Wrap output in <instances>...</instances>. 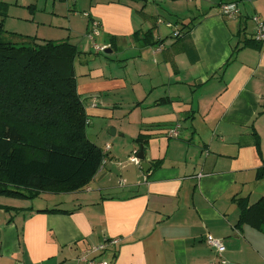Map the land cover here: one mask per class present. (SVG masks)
Instances as JSON below:
<instances>
[{"label":"crops","instance_id":"0c3cea01","mask_svg":"<svg viewBox=\"0 0 264 264\" xmlns=\"http://www.w3.org/2000/svg\"><path fill=\"white\" fill-rule=\"evenodd\" d=\"M71 1L73 15L83 11L81 29L60 26L59 38L15 32L16 43L33 37L75 44L82 66L75 74L78 94L84 101L96 97L88 114L114 117L122 106L109 95L126 96L146 83L133 84L135 73H121L113 61L153 57L155 74L141 69L137 76L160 74L159 64L163 80L146 96L137 93L142 87L136 91L126 121L115 116L129 140L123 131L116 143L98 144L110 145L108 160L85 187L46 206L0 195V264H86L84 249L114 237L119 241L96 256L107 264H264V232L235 226L234 198L252 204L264 196V178H256L264 160V40L258 49L241 46L253 38V17L264 20V0ZM220 3H235L238 14L220 15ZM93 20L99 30L90 39ZM186 23L189 32L174 37ZM101 53L105 60H96ZM99 98L106 100L102 106ZM174 127L177 136H168ZM139 133L147 135L146 173L128 159L139 150ZM156 160L160 165L153 167ZM41 208L66 212H37ZM207 235L222 240L221 254Z\"/></svg>","mask_w":264,"mask_h":264},{"label":"trees","instance_id":"16d2710c","mask_svg":"<svg viewBox=\"0 0 264 264\" xmlns=\"http://www.w3.org/2000/svg\"><path fill=\"white\" fill-rule=\"evenodd\" d=\"M1 14L0 195L32 199L40 194L80 190L99 171L102 160L107 162L109 150L104 151L86 134L90 115L84 98L78 94L74 71L80 51L68 41L46 39L38 43L32 37L24 44L3 40ZM188 24L175 29L177 34L173 36L187 34L191 27ZM241 46L258 49L260 41L244 38ZM146 141L147 135L139 133L135 139L138 149ZM160 161H154L153 167ZM256 178H264V160ZM234 198L239 210L235 226L249 225L264 232V196L252 204L245 197ZM45 211L66 212L37 209Z\"/></svg>","mask_w":264,"mask_h":264},{"label":"rangeland","instance_id":"374dc122","mask_svg":"<svg viewBox=\"0 0 264 264\" xmlns=\"http://www.w3.org/2000/svg\"><path fill=\"white\" fill-rule=\"evenodd\" d=\"M72 4L73 3L71 0H63V1L62 0H0V11L3 13L1 14V16H3L2 21H3V28H4V31L1 33V38L3 40L17 42L20 40V37L17 36V34L21 33V31L27 34H34V35H39V36L40 35L42 36V34L43 35L47 34L48 36L59 38L60 37L59 34H61L60 26L63 28V31H64L67 24L69 23H71V26L74 25L76 30H78L77 29L78 27L79 29H81L82 24H83V19H82L83 11L81 9H76L77 14L73 15L72 13L74 11L72 10L73 9ZM161 7H162V4H161ZM162 9L164 8L162 7ZM172 25L174 24L172 23ZM15 32H18V33H15ZM76 38L80 39L78 36ZM172 40H173L172 42H169L167 44L170 47L169 53H171V50L174 51L170 43H173L176 40L175 39H172ZM177 51L182 52L180 49V45L178 46ZM183 53L184 52H182V54ZM115 55L116 54L112 53L110 57H115ZM99 56L100 57H96V60H100V61L105 60L102 53ZM157 57L159 59V63L164 62L163 60L165 59L163 57H159V56ZM152 60H153V57H148L145 55L143 56V59H140L139 57H135L131 59L129 63L128 62L126 63L115 62V61L111 62V63H115L116 70L119 69L121 73H123L124 69L125 71H128L129 69V73L130 72L135 73V74H132L129 78L132 80L133 84L138 85V82L142 83L144 81L146 83L144 84L143 87L138 86L135 89V92L133 91L131 92L130 90L126 96H121L120 94L119 96L117 92H116L117 94L116 93L112 94V96L109 95L110 97L109 99L112 100L113 103L118 105L120 102L122 106L121 109L119 108L120 110L117 109L116 111H114V114H115L114 117L111 118V117L104 116V115H93L92 116L89 114L90 115L89 123L86 128V134L89 139L93 141L95 140L97 144H102L104 141H107L106 139H108L109 142L110 140L111 141L113 140V142L116 143V141L121 139L119 134L125 131L126 133H124L125 135L123 139L124 141L129 140V138L127 137L128 131L125 129L123 125H120V121L116 120L115 116H117V119L118 118L120 119L122 117L124 119L122 122L126 121L124 114H126L127 111L130 109V106H132L130 104H132V102L135 103L137 101L138 99L137 93H141V96L143 95L146 96L147 93L150 91L151 87H154L155 84H157L155 82H157L158 80H163V79H160L161 78L160 75L162 74V71L164 70V68H162L159 64H158L157 69L161 70L160 74L156 76L151 75L150 78L149 76H137V72H139L141 69L146 70L149 74L154 73V70H156L155 67L157 63H154ZM93 63L94 62H92L91 64ZM74 66H75V74L77 77H79L82 66L76 60L74 62ZM111 66L114 67V64H111ZM88 67H91V65H88ZM84 70H87V69L84 68ZM187 71L189 72V69H187ZM148 84H151V85H148ZM146 85H148V87H146ZM141 87L143 88V91L136 93V91H139ZM159 87L160 86H158L157 89L161 90V88ZM151 90H152L151 92L153 93L155 88H152ZM94 95H97V94H94ZM161 95H164V94H161ZM120 97H122V100L120 99ZM91 99L92 98L90 99L87 98L84 101L86 107L88 106V108L91 107L90 106ZM105 101L106 100L99 98L97 102H99V104H101L102 106ZM111 128L115 129L116 131L115 135L111 136L109 134V129ZM62 194H65V193L40 194L39 196L33 197L31 199V202H33L36 205L40 204V205L46 206L47 204H50L51 202H53L54 199L58 200L62 198Z\"/></svg>","mask_w":264,"mask_h":264},{"label":"built area","instance_id":"2783aa9c","mask_svg":"<svg viewBox=\"0 0 264 264\" xmlns=\"http://www.w3.org/2000/svg\"><path fill=\"white\" fill-rule=\"evenodd\" d=\"M220 15L228 17V18H234L237 14H238V7L236 6L235 3H222L219 7V11ZM253 21H254V35L253 38L256 41H262L264 40V20L260 19L257 16L253 17ZM168 26H170V23H167ZM98 27H99V22H97L96 20L92 21V29H90L87 33L88 38L93 39V37L95 35L98 34ZM177 31H173V35H176ZM94 49H96V51L102 52L105 50L104 46H99L97 44H94ZM91 106H96V97H92V104ZM168 136L170 137H176L178 134L177 131V127H174V129H170L169 131H167ZM110 148V145L108 143L105 144L104 146V151L108 150ZM129 161L137 164L139 163V159L136 157V151L133 152V154L131 156H129ZM106 159L102 160V164L100 169H102L103 165L105 164ZM207 243L215 248V250L218 252V254H221V252L224 250V246L223 243L221 241V239L218 238H214L210 235H207L206 237ZM119 239L114 237L112 239H105L102 243L98 244V246H89L86 249L83 250L81 256V259H83V261H85L86 264H107L106 261L101 260V259H97L96 257H94V255L99 254L100 252H103L106 247L109 244H115L116 242H118ZM222 263L225 262V260H221Z\"/></svg>","mask_w":264,"mask_h":264},{"label":"water","instance_id":"95a60500","mask_svg":"<svg viewBox=\"0 0 264 264\" xmlns=\"http://www.w3.org/2000/svg\"><path fill=\"white\" fill-rule=\"evenodd\" d=\"M105 52H110V49H106ZM115 129L111 128L109 129V134L114 135ZM136 157L139 159L138 165L142 168L143 172H147V167H149V163L144 161V154H143V149L142 147L139 148L138 152L136 153Z\"/></svg>","mask_w":264,"mask_h":264}]
</instances>
